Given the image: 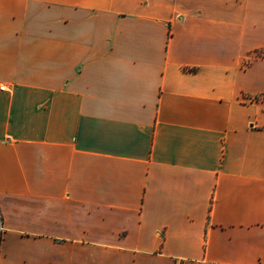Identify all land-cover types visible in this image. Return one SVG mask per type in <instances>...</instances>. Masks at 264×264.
<instances>
[{"label": "crops", "instance_id": "crops-1", "mask_svg": "<svg viewBox=\"0 0 264 264\" xmlns=\"http://www.w3.org/2000/svg\"><path fill=\"white\" fill-rule=\"evenodd\" d=\"M0 264H264V0H0Z\"/></svg>", "mask_w": 264, "mask_h": 264}, {"label": "built area", "instance_id": "built-area-1", "mask_svg": "<svg viewBox=\"0 0 264 264\" xmlns=\"http://www.w3.org/2000/svg\"><path fill=\"white\" fill-rule=\"evenodd\" d=\"M2 90H7V87L5 84L0 82V91H2ZM0 227H1V219H0Z\"/></svg>", "mask_w": 264, "mask_h": 264}]
</instances>
